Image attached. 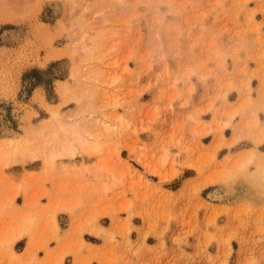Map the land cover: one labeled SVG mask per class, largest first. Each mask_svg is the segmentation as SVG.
I'll use <instances>...</instances> for the list:
<instances>
[{
	"label": "rangeland",
	"instance_id": "374dc122",
	"mask_svg": "<svg viewBox=\"0 0 264 264\" xmlns=\"http://www.w3.org/2000/svg\"><path fill=\"white\" fill-rule=\"evenodd\" d=\"M258 83L264 0H0V264H264Z\"/></svg>",
	"mask_w": 264,
	"mask_h": 264
},
{
	"label": "crops",
	"instance_id": "0c3cea01",
	"mask_svg": "<svg viewBox=\"0 0 264 264\" xmlns=\"http://www.w3.org/2000/svg\"><path fill=\"white\" fill-rule=\"evenodd\" d=\"M257 86L258 87L256 88L257 92L255 97L256 99L258 98L259 101L261 98L264 100V93L261 94L264 91V84L258 83ZM263 114H264V110H263ZM244 123L245 122L243 121L242 124ZM240 131L244 135H247L248 130L246 129V127L244 128V130H240ZM251 132H252V136L250 137H252L253 139V142H251L253 145H247V147L244 149H238V152H236L239 153L238 156L235 158V160L226 164V166L227 168L230 169L236 167L238 168L239 173H244L243 177L245 176L244 181L246 187L248 185L247 188L248 192L246 193V195L253 194L256 192L261 195H264L262 193L263 189H260L256 183V179L257 178L259 179L258 176L259 170L264 165V150L260 149L262 146H264V116L262 120L259 117L258 125L254 127V129ZM231 136L233 137V134ZM254 142H258V143H254ZM259 142L260 143L263 142V143L259 144ZM250 160L253 163V168H250L249 171H247L248 167L246 168V166L249 164ZM260 176L264 178L263 170L261 171ZM261 184L264 185V180L261 182ZM38 264H41V262L39 261Z\"/></svg>",
	"mask_w": 264,
	"mask_h": 264
},
{
	"label": "bare ground",
	"instance_id": "6f19581e",
	"mask_svg": "<svg viewBox=\"0 0 264 264\" xmlns=\"http://www.w3.org/2000/svg\"><path fill=\"white\" fill-rule=\"evenodd\" d=\"M3 129V128H2ZM96 145V144H95ZM98 147L99 146H95V147H93V152H94V150L95 151H99V149H98ZM96 149H98V150H96ZM77 154V152L75 151V150H71L68 154H67V156H69V157H74L75 155ZM215 191V190H214ZM209 196V195H208ZM210 196H212L213 198L212 199H216V200H221L222 199V197H220V195H218V192H214V193H210ZM29 199V198H28ZM53 229H55V228H53ZM57 229V228H56ZM55 229V230H56ZM93 233L92 234H94L95 236H99L103 231H102V228H95L93 231H92ZM20 235L19 236H21V233H19ZM15 237V236H14ZM17 237V236H16ZM15 240V238H13V241ZM18 240V239H17ZM26 253V252H25ZM27 254V253H26ZM25 254V255H26Z\"/></svg>",
	"mask_w": 264,
	"mask_h": 264
}]
</instances>
